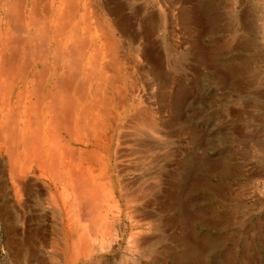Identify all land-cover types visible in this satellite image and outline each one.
I'll list each match as a JSON object with an SVG mask.
<instances>
[{
  "label": "rangeland",
  "instance_id": "rangeland-1",
  "mask_svg": "<svg viewBox=\"0 0 264 264\" xmlns=\"http://www.w3.org/2000/svg\"><path fill=\"white\" fill-rule=\"evenodd\" d=\"M31 1L23 0L24 14ZM51 1H42L37 25L51 22L57 0ZM83 3L93 39L73 55L77 71L101 67L88 63L94 47L106 63L107 81L123 85L136 104L163 108L169 152L162 187L170 199L157 194L155 162L146 167L137 161L136 146L111 136L110 146L98 150L107 170L87 161L82 166L100 173L113 193L114 228L103 233L83 216L94 247L82 245L79 256H72L73 239L60 211L46 205L42 178L37 175V195L28 192L24 207L13 206L0 150V264H264V0H78L71 23L81 30ZM44 34L45 49L36 58L27 34L20 44L31 60L21 84L31 71L45 69L40 85L47 87L61 72L58 42L51 40V29ZM40 121L37 115V127ZM9 209L11 222L5 219ZM10 228L15 230L9 235ZM132 234L149 240L134 249ZM102 237L106 245L97 249ZM13 247L19 258H11Z\"/></svg>",
  "mask_w": 264,
  "mask_h": 264
},
{
  "label": "bare ground",
  "instance_id": "bare-ground-1",
  "mask_svg": "<svg viewBox=\"0 0 264 264\" xmlns=\"http://www.w3.org/2000/svg\"><path fill=\"white\" fill-rule=\"evenodd\" d=\"M42 1L49 2L32 0L28 13L24 14L23 0H0V5L4 4V22L0 21V109L3 115V120H0V150L4 152L6 173L16 203L12 205L24 207L23 200L28 192L37 195V175L42 178L46 182L42 189L48 201L46 205L55 206L60 211L61 219L73 239L69 244L70 254L79 256L82 245L83 249L94 247L89 244L91 236L83 221L87 220L91 225L97 223L103 233L109 234L114 228V218L109 219V216L112 214L115 217L117 206L111 190L102 185V175L86 165L83 167L82 162H91L106 171L107 163L98 154V150L101 146H110L111 136H116V143L122 138L130 146H136L132 150L137 153L138 162L144 163L146 167L155 162L158 166V174L155 176L158 182L157 194L161 198H169L171 192L167 187H162L168 166L169 151L164 143L169 135L168 119L162 113L161 106L157 107L156 112L149 102L142 105V101H137V105L123 85L114 80L107 81L106 63L97 56L98 49L93 47L90 51L93 59L90 57L88 63L92 65L99 62L101 67L95 70L89 66L83 73L77 71L78 62L73 55L93 39L88 29L87 3L82 4L84 12L81 14V30L77 23L76 26L71 23L78 9V0H57L51 22L37 25L45 6H42ZM76 27L82 32L80 43L77 42L78 33L74 31H77ZM49 29L52 32L51 40L59 45L55 56L60 60L61 72L52 75L47 87L46 84L40 85L46 80L45 69L31 71L28 74L29 82L21 84V79H24L22 75L27 73L31 60L24 53L27 49L23 48L26 46L21 47L20 44H25L27 34L31 53L36 58L37 52L45 49L44 33ZM37 115L41 120L38 127ZM70 143L78 146L74 148ZM152 189V184H147L145 190ZM175 194L178 195L177 190ZM102 204L105 208L101 207ZM176 205L180 208L178 202ZM5 214L6 220L14 221L13 211L9 209ZM10 230L9 235L15 229ZM134 235L129 237L134 249L141 248L149 240L148 237L140 236L138 239ZM85 240L88 244L82 243ZM9 242L14 244L13 239H9ZM105 245L102 237L95 246L103 249ZM9 252L11 258H19L20 252L14 247ZM162 253L163 250H160L158 255ZM117 264L132 263L120 259Z\"/></svg>",
  "mask_w": 264,
  "mask_h": 264
}]
</instances>
